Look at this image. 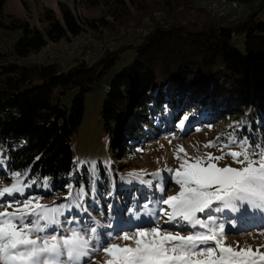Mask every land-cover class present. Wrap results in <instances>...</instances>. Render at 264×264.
Instances as JSON below:
<instances>
[{"label": "trees", "instance_id": "16d2710c", "mask_svg": "<svg viewBox=\"0 0 264 264\" xmlns=\"http://www.w3.org/2000/svg\"><path fill=\"white\" fill-rule=\"evenodd\" d=\"M197 1L82 0L96 16L58 1V13L41 7L42 29L26 19L5 22L0 16V26L21 30L10 48L0 49V176L27 172L26 194L60 195L55 198L59 204L67 202V185L73 190L83 186L90 193L83 214L90 217L100 210L113 228L123 227L144 215L145 207L146 214L157 211V192L152 184L129 177L134 171L127 163L151 140L171 133L185 116L190 128L184 127L182 135L228 117L239 124L238 138L264 142L259 133L264 131V0H233L240 13L222 16L197 6ZM129 29L138 33V43L110 45L125 38ZM81 34L103 45L93 62L77 55L63 68L57 60H32L47 44ZM238 36H243V50L233 43ZM127 47L134 57L110 79L101 109L107 150L125 162L98 160L92 192L90 171L75 163L72 138L83 118L86 93L113 66L118 50ZM71 89L75 92L67 104ZM144 179L152 181L149 175ZM70 212L65 217L73 216ZM213 215L224 221L229 215L243 217L231 210ZM254 222L259 220L252 215L237 227L249 228Z\"/></svg>", "mask_w": 264, "mask_h": 264}, {"label": "snow or ice", "instance_id": "6c2138e0", "mask_svg": "<svg viewBox=\"0 0 264 264\" xmlns=\"http://www.w3.org/2000/svg\"><path fill=\"white\" fill-rule=\"evenodd\" d=\"M187 120L185 116L178 127L182 128ZM224 138L219 156L207 153L189 157L180 146L184 157H175L181 160L179 167L165 169L172 174L179 191L166 198L159 197L157 204L166 207L149 214L152 226H138L132 233H100L97 227L81 224L74 216L65 217L73 208L86 211L84 198L90 193L83 186L73 190L71 184L67 185L64 198L67 202L59 205L42 204L39 197L17 199V194L22 196L29 185L23 180L27 172L13 173L10 186L0 187V209H3L0 211V264H100L94 254L101 252L104 264H264V252L259 249L253 252L251 248L237 250L226 245L224 224H217L213 215L231 210L244 216L249 209L264 213V142L252 144L247 137L238 138L235 128L225 133ZM221 139L217 137L204 147H215ZM225 148L229 151L224 152ZM225 156H230L240 167L218 166L217 162ZM95 171L93 163L92 192ZM128 175L151 185L152 181L144 177H160L161 172L141 170ZM44 183L47 185L46 178ZM159 191H165L163 184ZM199 214H205L206 218L202 219ZM64 224L77 226L65 228ZM117 240L121 243H116ZM105 243L107 247L103 246Z\"/></svg>", "mask_w": 264, "mask_h": 264}, {"label": "rangeland", "instance_id": "374dc122", "mask_svg": "<svg viewBox=\"0 0 264 264\" xmlns=\"http://www.w3.org/2000/svg\"><path fill=\"white\" fill-rule=\"evenodd\" d=\"M58 1L67 3L71 7L85 13V15L87 16H96L95 10H88V8L83 5L82 0H0V5L2 6L0 16L5 22L9 21L10 18L26 19L30 22L31 25H35L42 29L43 26L39 21L41 7L43 5H46L50 8H53L58 13ZM195 4L197 6H202L201 0H198L197 2H195ZM240 11L241 8L236 9V13L239 14ZM228 13L229 12H224V15ZM198 22L201 23L200 20ZM20 34V29H9L0 26V49L6 50L10 48L15 40L20 36ZM137 34L138 33L130 30L125 38L118 40L115 43L112 42L110 45L112 47H117L121 44H136L139 40ZM233 43L237 48L243 50V36L233 38ZM88 45V49L86 48V50L83 52V50L85 49L84 47H87ZM102 47L103 45L101 44V42H93V39H90L88 34H81L77 37H73L69 41L49 43L39 52H37V54H33L31 57L33 61L39 62L57 60L61 63L63 68H67L73 62L74 57L77 55L83 56L87 59L88 62H93L100 56ZM75 49L76 52H74ZM118 51V58L113 66L101 78V80L97 82L89 92L86 93L84 98L85 109L83 118L81 124L79 125L72 138V145L75 150V163L77 167H81L85 164L89 171L92 164L96 163L98 160L106 161L107 158L109 162L111 159L112 163L116 165L121 163V161L125 162V160H121L119 156L113 155V152L107 150V139L102 129L101 116L102 102L105 97L106 86L109 84L110 79L112 78L114 73L120 70L134 57L132 48L127 47L121 51ZM81 58L79 57V59ZM74 92V89L67 91L65 99V102L67 104L70 103L71 97ZM176 122H178V119L176 120ZM179 123L177 124V126H174L171 129V133L162 134L161 136H159V138L156 137L154 140H151L148 145H145L143 149L140 150V153L136 155V158L133 161L127 163L128 166L131 167V171L134 172H139L141 170L145 171L146 173H154L158 170L161 172L160 177H153L149 175L153 181L151 190L157 192V198L153 200L154 205H156L155 207H157L156 212H158L160 208L166 207L162 204H157V200L159 197L164 196L166 198L167 196L174 195L179 191V186L175 185L174 181L171 179L172 174L165 171V169H177L179 167L181 160L176 159L175 157H184V152L179 151L180 146L183 147L189 157L195 158L198 156H204L207 153H211L213 156H219L222 154L221 147L225 139L224 134L233 131L234 128L236 129L239 126L238 122L235 119L232 120V118L225 117L224 119L213 122L210 126H198L197 130L190 131L189 133L182 135V129L184 127H190L187 124L188 120L185 121L182 128L178 127ZM255 123L257 124V121ZM259 133L260 136H262L264 139V131H259ZM217 137H221L222 139L221 142L217 143L215 147H204V145L208 144L210 141H215ZM231 150L235 151L238 149L232 148ZM227 151H229V149L225 148L224 152ZM217 163L220 167H240L239 164L233 162L230 156H225L223 160L218 161ZM13 173L8 176H0V187L10 186V184L12 183L11 176ZM161 184H163L165 189L163 193L159 191V186ZM31 197L39 196H29L28 194H26L25 190L22 196L17 194L16 198L19 200H23ZM57 197L60 198L61 196L53 195V197L50 198L48 196H45V198H39L42 204L51 206L54 204L59 205V203L57 202L59 200H55V198ZM5 199L11 200V197H5ZM85 205L86 204H84V207ZM146 206L149 207L150 205ZM73 209H75V211ZM73 209L71 210L69 215H78V217L80 218L78 219V221L81 224H87L90 227H97V230L100 233L113 232V234H117L124 231L132 233L138 226L144 228L152 226L149 223V214H146V212L149 211L147 207H145L146 212H143V217L140 216L139 220L135 221L130 226L124 227V229H122V227L119 228L118 225L113 228V226L109 224L110 221L108 220L106 214H102L100 210V213L95 212L90 214V217H87L86 214H83V209ZM2 210L3 209H0V211ZM9 211H11V209H9ZM252 213L254 214L244 215L243 217L239 218V220H236L235 218L233 219L232 215H229L227 221H224L221 216H219V220L218 218L216 219L219 224H224L226 245L237 248V250H239L240 248H251L253 252H255L257 249H259L260 252H264V213L258 212L257 210L253 211ZM199 215L202 216V214ZM252 215L259 220V223L254 222L252 227L250 226L249 228L246 227L244 229H239L237 227V223L239 221H243L245 223V219L249 216L251 218ZM234 216L236 215L234 214ZM61 220L63 222V218H61ZM87 220H92V223ZM64 227L67 228L75 226L64 224ZM163 227H168V225H163ZM200 230L201 229H195L193 231ZM61 232H63V230H61ZM182 234H187V232H184ZM104 238L106 239L107 237L105 236ZM115 242L121 243V241L119 240ZM103 246L107 247L108 245L107 243H105ZM87 259L88 258H85V260ZM94 259L95 261L100 262V264H104V254L102 252L94 254Z\"/></svg>", "mask_w": 264, "mask_h": 264}, {"label": "built area", "instance_id": "2783aa9c", "mask_svg": "<svg viewBox=\"0 0 264 264\" xmlns=\"http://www.w3.org/2000/svg\"><path fill=\"white\" fill-rule=\"evenodd\" d=\"M201 4H207L208 11H215V13L236 12L237 8H241L237 3H234L233 0H225L224 5H217L216 0L214 3H207V1L204 0ZM74 52H76V49Z\"/></svg>", "mask_w": 264, "mask_h": 264}, {"label": "bare ground", "instance_id": "6f19581e", "mask_svg": "<svg viewBox=\"0 0 264 264\" xmlns=\"http://www.w3.org/2000/svg\"><path fill=\"white\" fill-rule=\"evenodd\" d=\"M214 1L215 0H209V1H207V3H214ZM224 1L225 0H216V4L217 5H224ZM202 6H203V8L206 10V11H208V6H207V4H202ZM208 12H210L211 14H213V15H218V16H221V15H224V13H215V11H208Z\"/></svg>", "mask_w": 264, "mask_h": 264}]
</instances>
